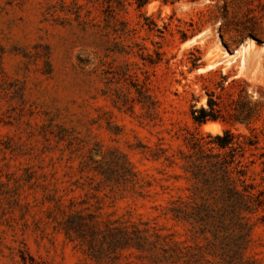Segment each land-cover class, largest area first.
<instances>
[{"label":"rangeland","instance_id":"rangeland-1","mask_svg":"<svg viewBox=\"0 0 264 264\" xmlns=\"http://www.w3.org/2000/svg\"><path fill=\"white\" fill-rule=\"evenodd\" d=\"M164 1L125 0L118 12L135 28L128 43L145 46L157 61L150 63L136 45L117 52L113 36L93 25L104 15L101 0H0V264H184L166 236L175 231L181 247L194 244L166 214L187 192L178 149L195 128L192 105L208 107L211 91L221 115L233 111V79L245 81L253 120L209 121L201 130L253 129L259 148L246 153L255 160L248 176L264 186V0ZM145 16L163 32L143 25ZM123 156L138 174L135 191L91 167L92 157ZM74 211L138 223L147 229L143 250L90 258L60 224ZM246 255L264 264V224Z\"/></svg>","mask_w":264,"mask_h":264},{"label":"trees","instance_id":"trees-1","mask_svg":"<svg viewBox=\"0 0 264 264\" xmlns=\"http://www.w3.org/2000/svg\"><path fill=\"white\" fill-rule=\"evenodd\" d=\"M101 4L104 15L101 21L93 25L99 31L106 30L113 36L117 52L128 54L133 52L136 45L143 59L150 63L157 62L153 54L139 42L133 40L128 43L135 28L118 15L125 7V0H101ZM144 4L138 1L136 6L141 8ZM76 18L81 23L88 21L80 12ZM145 19L143 25L149 30L163 32L152 18L145 16ZM252 32L248 34L254 35ZM145 50L146 55L143 53ZM154 52L159 55L160 61L162 52ZM196 67L198 64L194 60L191 70ZM213 73V70H209L200 76L204 78ZM221 77L223 81L226 79V75ZM241 82L245 83L241 79H233L229 83L231 87H238V97L231 98L236 105L231 107L233 111L229 112V116L221 115L220 109H217L220 105L214 91L209 94L208 107H196L195 104L191 107L195 128L188 129L184 136L185 149H178L182 175L188 182L187 192L171 200L166 211L172 220L185 225L187 235L194 242L181 247L178 243L183 242L173 239L175 231L166 234L176 247L174 251L177 260L184 264H257L256 259L248 257L246 252L255 226L264 224V186L249 178V165L255 163V160H247L246 153L259 148L258 135L253 129L247 133L236 131L231 126L215 134L201 130L209 121L220 120L233 124L236 121L250 123L253 120L254 113L247 109L246 90ZM262 148L260 158H264V144ZM167 159L172 162L171 156H167ZM90 161L93 163L91 167L103 175L105 181L121 186L124 190H136L138 174L126 156H123L122 161L107 162L93 157ZM261 163L264 166V160ZM60 224L66 236L82 244L83 251L96 261L114 260L117 252L125 248L139 251L144 248L147 229L140 228L136 222L102 221L93 214L87 216L74 211ZM173 256L170 255L171 259Z\"/></svg>","mask_w":264,"mask_h":264},{"label":"bare ground","instance_id":"bare-ground-1","mask_svg":"<svg viewBox=\"0 0 264 264\" xmlns=\"http://www.w3.org/2000/svg\"><path fill=\"white\" fill-rule=\"evenodd\" d=\"M212 66H207L206 68H200L199 71H203V70H206L208 68H211ZM205 127L207 128H211L213 126V124L210 122V123H206V125H204Z\"/></svg>","mask_w":264,"mask_h":264}]
</instances>
